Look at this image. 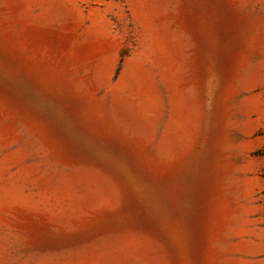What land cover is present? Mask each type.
<instances>
[{
	"label": "rangeland",
	"instance_id": "obj_1",
	"mask_svg": "<svg viewBox=\"0 0 264 264\" xmlns=\"http://www.w3.org/2000/svg\"><path fill=\"white\" fill-rule=\"evenodd\" d=\"M0 264H264V0H0Z\"/></svg>",
	"mask_w": 264,
	"mask_h": 264
}]
</instances>
